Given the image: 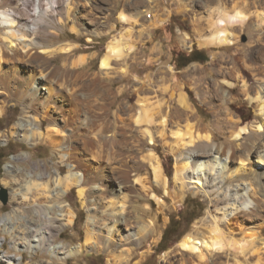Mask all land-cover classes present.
Masks as SVG:
<instances>
[{
  "label": "bare ground",
  "instance_id": "bare-ground-1",
  "mask_svg": "<svg viewBox=\"0 0 264 264\" xmlns=\"http://www.w3.org/2000/svg\"><path fill=\"white\" fill-rule=\"evenodd\" d=\"M256 1H243V8L251 5L257 8ZM0 4V28L4 29L0 37V113L7 100L13 99L20 104L22 114L13 124L12 134L31 145L42 142L52 147L53 152L59 154V163L67 168L66 176L61 177L58 168L48 171L47 166L37 162L33 164L34 172L40 170L36 181L30 179L24 185L22 180L15 178L11 179L13 183L8 181L13 195L21 198L17 211L0 219V231L10 235L13 249H43L55 258L63 255L67 246L55 245L53 241L60 229L72 225L74 214L67 210L59 216L57 209L62 207L65 193L76 187L88 217L84 242L69 250V256L90 246L106 251L110 264H132L137 250L152 232L150 224L138 217L135 219L138 213L133 210V198L139 193H156V189H163L166 197L176 195L168 191L170 184L162 162L154 153L159 142L175 156L173 181L178 193L183 194L191 188L209 199L214 196L208 217L203 221L209 223L208 231L201 232L196 227L180 243L182 248L192 252V264H223L221 260L208 263L206 257L212 255L214 247L223 251L234 246H238V252L232 257L234 264L264 263V252L257 246L258 233L254 231V228L264 227V121L256 119L250 127L255 130L250 131L240 126L239 118L233 122L230 116L222 115L214 103L215 96L222 99L223 106L235 100L230 91H222L225 86L236 88L238 82L232 78L239 80L241 71L246 70L258 86L241 79L239 88L256 114L264 116V48L255 52L250 49L234 51L228 56L230 65H221L219 69H215L213 61L223 60L224 56L212 55V74L219 76L218 86L196 87L213 113L209 125L203 124L197 116L183 91L185 85L171 78L172 66L149 73L148 81L132 87L126 101L112 111L118 94L100 79L111 74H128V68L121 67L119 62L135 53L130 41L132 31L127 28L111 37L99 61L100 71L94 74L81 71L90 56L82 53L73 56L72 53L79 49L77 46L70 43L53 46L49 42L57 35L56 24L80 36H110L118 28L112 22L111 13L118 2L104 9L106 13L101 17H95L94 11L100 6L93 0H19L16 4L13 0H0ZM232 12L227 14L224 7L213 12L210 32L213 30L207 38L202 36L203 28L198 23L194 30L198 43L204 47L234 45L235 38L229 29L248 24L251 15L240 10ZM127 15L121 11L118 19L129 25L132 20ZM97 18L102 20L97 23ZM257 18L254 31L259 32L257 37H263L264 11L258 13ZM88 24L97 26L90 29ZM138 34H142V30ZM256 55L261 62L252 63ZM56 57L62 59L59 66L53 64ZM241 58L246 61L240 64L237 60ZM197 68L192 66L188 75L197 73ZM160 95L163 98L160 99ZM167 97L174 98V107L170 108L171 99L166 100ZM219 138L221 143H217ZM146 141L154 147L144 155ZM29 158L30 155H25L14 161ZM145 163L152 170L156 186L152 185L150 177L140 173ZM244 163L253 168L247 169ZM5 171L9 178L16 169L10 166ZM32 177L27 173V178ZM159 200L164 202V199ZM149 207L141 208L142 213L148 214ZM18 211L23 215L17 216ZM236 236L241 239L236 241ZM197 250L199 252L195 253ZM0 260L13 264V259L7 256L1 255ZM177 262V254L173 252L159 264Z\"/></svg>",
  "mask_w": 264,
  "mask_h": 264
},
{
  "label": "rangeland",
  "instance_id": "rangeland-1",
  "mask_svg": "<svg viewBox=\"0 0 264 264\" xmlns=\"http://www.w3.org/2000/svg\"><path fill=\"white\" fill-rule=\"evenodd\" d=\"M18 1L19 0H13V3L16 4ZM79 1L83 2V0ZM93 1L96 2L97 6H100V9L94 11L95 17L103 16L106 13L107 8L112 6V3L114 4L115 2H118L117 8L114 9L113 12H111L113 15L112 22L115 23L118 27L117 31H114L110 36L106 35L104 37H97L93 34H82L80 36L76 33H72L69 28L63 25L56 24L54 25V28L57 35L52 36L49 43H52L53 46H58L66 43L77 46L79 49L72 53L73 56H77L81 53L90 56L88 62L82 67L83 69H81V71L88 74H94V72L98 73L100 71L99 61L106 52V47L111 37L124 32V30L127 28L132 31V33H130V41H132L131 44L135 46V53H131L125 61L119 62L120 66L122 65L128 68V74H126L125 76L122 75L123 77L121 75L118 76L117 74H111L108 77H101L100 79L103 84L105 83L116 94H118V97L112 106V111L117 108L118 104L126 101L128 95L131 94L130 92L132 91V87H139L143 82L146 83L148 81V79L150 78L149 73L155 72L160 67L172 66L174 69V74L173 76L171 75V78L173 79V81H179L185 85L186 89H184L183 91L187 94V97L194 106L197 116L201 119L203 124L209 125L213 119V113L207 106V102H204L201 99L202 95L198 94V89H196V87L218 86L219 76L216 73L212 74L213 67L217 66L215 67V69H219L221 65H230L231 62L229 61L228 56H230L234 51H238L241 49L243 50V52H245L250 49L255 52L261 48H264V39L262 40L264 36L257 37L256 34L259 32L254 31L256 29L255 26L258 22L257 14L261 13V11H264V0L256 1L257 8H254L255 6L252 7L251 5V7L246 9L243 8V1H245L244 3H249V0H150L151 2L147 0ZM231 4L235 5V7ZM221 7H224V11L227 14H233L234 12L232 11L240 10L248 16L251 15L249 16L250 21L248 22V24H245L242 27L240 26L229 29L230 33L234 35L235 38L234 45L223 47L201 46L198 43V39L194 33L196 25L198 23H201V26L204 30H202V36L204 38L209 37L213 30L211 29L210 32V28H212L210 21L214 20L213 12H215L212 10L213 8L218 9ZM80 9H83V7L80 6ZM121 11L126 15L128 13L127 16L131 17H129V20H132V22H130L129 25L123 24L119 21L118 16ZM209 13H212V16H209ZM148 14L151 15V18L149 19L147 18ZM99 19L101 18L96 19L97 23L100 21ZM135 19H139L138 21L141 22L137 23L138 21H135ZM206 24L207 26H210L207 28ZM96 26L97 24L93 26L88 24V27L90 29H94L96 28ZM138 29L139 31L142 30V34H138ZM3 32L4 29L0 28V37L3 36ZM186 36H188L189 39H187ZM134 37L136 41L134 40ZM194 50L204 52L206 54V61L193 62L182 69H177L175 56L177 54L188 55ZM214 54L219 56L222 55L224 56V58L223 60L215 59L213 61V66L211 65V63L212 55ZM241 59L242 60L239 59L240 61H238L237 59L236 60L241 64L242 61L245 60L243 58ZM253 60L254 62L252 63L261 62V59L257 57V55L253 58ZM61 63L62 59H60L59 57H56L53 60V64L55 65L59 66L61 65ZM192 66L198 67L197 73L188 75V71ZM223 71L229 72L228 69H224ZM241 72L242 74L240 73L241 77L239 80L236 81L232 78V81H234L235 83L238 82L237 87L234 89H229L227 86H225L222 91V93H227L228 91H230V95L236 101L234 100L231 103L224 104L223 106L222 99L215 96L214 103L218 107V109H220L222 115L227 118L230 116L229 118H233V122L239 118L238 120L241 127L250 128L256 119L261 121L262 123V121H264V116L261 117L256 114V111L254 110L255 108H252L251 105L249 106L248 102H246L247 96L243 94L241 89L239 88L241 87V79L246 80L249 85L258 86L257 82L254 81L255 78L251 77V75L246 70H242ZM194 84H198V86ZM176 94L177 92L175 93V96ZM0 97H2V95H0ZM161 98H163L162 95H160V99ZM168 99L171 98L167 97L166 100ZM14 101L15 100L13 99L7 100L8 104L6 103L4 105V107L2 108L3 110L0 113V195L3 192L6 194L5 203H3L0 199V219L9 213H12L13 210L17 211V208L20 206L21 198L19 196H14V192L10 189L9 186V182H12L11 179L15 178L19 181L22 180L21 184L23 185L26 184L30 179V181H32L33 179L35 180L37 175L40 173V170H37L35 172L33 171V164L37 162L40 166H47L46 169L48 171H53V169L58 168L61 177L66 176L65 174L67 170L66 165H62L59 163V154H57L55 151L53 152L52 147L42 142H39L36 145H31L28 142L20 139L21 137H16L12 134V126L22 114L21 105ZM168 104H170V108L174 107V98H172L170 103ZM45 126L46 125L43 124V130H45ZM252 130L255 129L250 128V131ZM3 134H5V136L1 137V135ZM242 137H245V135H243ZM221 142L222 139L219 138L217 143ZM148 143L149 141L145 142L143 151V153L145 152L144 155L149 153V151H151L154 147V145ZM154 153L157 155L160 162H162L161 164L163 167L164 175L166 177V180L170 184L168 191L171 193H176V195H174V197H166L165 191L163 189H156V193H139L133 198V210L138 213V215H135V219L136 217H138L139 219L144 220L146 224H150L152 226V232L151 235L146 238V242H144L140 249L137 250L138 255L132 261V264L139 261L141 262V264H159L167 254H171L173 252H176L177 254L178 262L176 264H192L190 260L192 252L182 248L180 246V243L182 238L186 234L194 230L196 227L200 228L201 232L204 229L208 231L207 226L209 225V223H204L203 221L208 217V209L211 207L210 201L212 198H214V196L210 197L209 199L202 192H197L195 189L191 188H189L183 194L178 193V186L173 181L175 156L167 152V148L160 145L159 142L158 146H156L154 150ZM25 155H30L31 158L25 159L23 161H14L15 158ZM221 157H223V155ZM216 159L218 160V158ZM220 160L222 163L223 159H219L218 161ZM247 165L248 163H244L243 166H245L249 170L253 168V165H248V167ZM10 166L11 168L16 169V172L13 173L12 177L8 178L5 170ZM27 173H30V175L33 177L27 178ZM140 173L141 175H147L148 177H150V181L153 183L152 185L156 186V183L153 182L154 178L150 166H148L146 163L143 164ZM24 179L27 180L24 181ZM159 199H164V202H160L161 200ZM186 199L189 205H197L194 214H197L198 217L189 225L191 216L183 214L181 223L178 226V232L176 235L177 240H175L176 242H170V244L167 245V249L162 252V249L166 247V244L159 245L161 242L162 234L168 226L170 218L178 219V215L185 210ZM63 201L61 204L62 207L57 209V214L59 216L64 215L66 214L67 210L72 211V213L74 214L72 225L65 226L60 229L58 231V235L55 236L53 241L55 245L67 246V249L64 251L65 253L63 255L61 254L59 255V258H55L54 256L49 255L43 249L23 250L20 248V250H15L11 246L12 244L10 242V235L5 233L4 231H0V256L3 255L10 257L11 259H13V264H110V256H108V253L96 247H82V250L80 252L71 253V256H69V250H72V248L74 247H79L84 242L85 224L87 221L88 213L77 194L76 187H72L70 191L65 193ZM146 205H150L148 214H143L141 208H145ZM18 212L17 216L23 215V213ZM255 230L258 233L257 246L259 248H262V252H264V227L254 228V231ZM207 231L204 232L206 233ZM239 239H241L240 236L235 237L236 241H238ZM198 245H200V243H198ZM200 248H203V246ZM211 250H213L212 255L209 254V256L206 257V261L208 263L210 261L215 263L221 260L223 264L225 262L226 264H234L232 257L235 253L238 252V246L232 247L231 250L220 251L216 247ZM198 252V250L195 251V253ZM0 264L7 263L0 260ZM244 264H248V262H244Z\"/></svg>",
  "mask_w": 264,
  "mask_h": 264
},
{
  "label": "trees",
  "instance_id": "trees-1",
  "mask_svg": "<svg viewBox=\"0 0 264 264\" xmlns=\"http://www.w3.org/2000/svg\"><path fill=\"white\" fill-rule=\"evenodd\" d=\"M205 61H206V54L204 52L197 51V50L192 51L188 55L177 54L175 56V62H176L177 69H182L193 62H205ZM196 208H197L196 204L189 205L186 199L185 210L178 215V219L170 218L169 224L164 230L162 234L161 242L159 244V245L166 244V247L162 249V252L167 249V245H169L170 242H173V243L176 242L175 240H177L176 235L178 232V226L181 223L183 214H187L188 216H191L189 225L198 217L197 214H194L196 211Z\"/></svg>",
  "mask_w": 264,
  "mask_h": 264
},
{
  "label": "water",
  "instance_id": "water-1",
  "mask_svg": "<svg viewBox=\"0 0 264 264\" xmlns=\"http://www.w3.org/2000/svg\"><path fill=\"white\" fill-rule=\"evenodd\" d=\"M0 199H1V201H2L3 203L6 202V194H5L4 192L1 193V195H0Z\"/></svg>",
  "mask_w": 264,
  "mask_h": 264
},
{
  "label": "clouds",
  "instance_id": "clouds-1",
  "mask_svg": "<svg viewBox=\"0 0 264 264\" xmlns=\"http://www.w3.org/2000/svg\"><path fill=\"white\" fill-rule=\"evenodd\" d=\"M213 11H216V9H213ZM226 19H229L230 20V17H226Z\"/></svg>",
  "mask_w": 264,
  "mask_h": 264
},
{
  "label": "built area",
  "instance_id": "built-area-1",
  "mask_svg": "<svg viewBox=\"0 0 264 264\" xmlns=\"http://www.w3.org/2000/svg\"><path fill=\"white\" fill-rule=\"evenodd\" d=\"M147 18H151V15H150V14H148Z\"/></svg>",
  "mask_w": 264,
  "mask_h": 264
}]
</instances>
